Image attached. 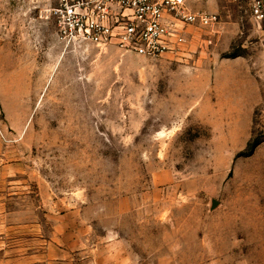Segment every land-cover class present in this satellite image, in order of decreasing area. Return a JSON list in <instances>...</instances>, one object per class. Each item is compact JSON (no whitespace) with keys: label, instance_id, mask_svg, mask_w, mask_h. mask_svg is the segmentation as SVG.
I'll use <instances>...</instances> for the list:
<instances>
[{"label":"rangeland","instance_id":"rangeland-1","mask_svg":"<svg viewBox=\"0 0 264 264\" xmlns=\"http://www.w3.org/2000/svg\"><path fill=\"white\" fill-rule=\"evenodd\" d=\"M252 2L212 0L218 28L147 58L0 0V264H264Z\"/></svg>","mask_w":264,"mask_h":264},{"label":"built area","instance_id":"built-area-1","mask_svg":"<svg viewBox=\"0 0 264 264\" xmlns=\"http://www.w3.org/2000/svg\"><path fill=\"white\" fill-rule=\"evenodd\" d=\"M48 14L62 43L115 46L147 58L179 51L187 25L221 24L218 13L193 11L187 0H55ZM252 14L264 20V0H253Z\"/></svg>","mask_w":264,"mask_h":264},{"label":"crops","instance_id":"crops-1","mask_svg":"<svg viewBox=\"0 0 264 264\" xmlns=\"http://www.w3.org/2000/svg\"><path fill=\"white\" fill-rule=\"evenodd\" d=\"M189 7L193 11H207L210 9V2L212 0H187ZM261 40L263 42V55H264V20L262 21Z\"/></svg>","mask_w":264,"mask_h":264},{"label":"water","instance_id":"water-1","mask_svg":"<svg viewBox=\"0 0 264 264\" xmlns=\"http://www.w3.org/2000/svg\"><path fill=\"white\" fill-rule=\"evenodd\" d=\"M216 206H218V202L216 200L213 201V207L215 208Z\"/></svg>","mask_w":264,"mask_h":264},{"label":"trees","instance_id":"trees-1","mask_svg":"<svg viewBox=\"0 0 264 264\" xmlns=\"http://www.w3.org/2000/svg\"><path fill=\"white\" fill-rule=\"evenodd\" d=\"M249 147H250V151H251V149H252L253 145H249Z\"/></svg>","mask_w":264,"mask_h":264}]
</instances>
